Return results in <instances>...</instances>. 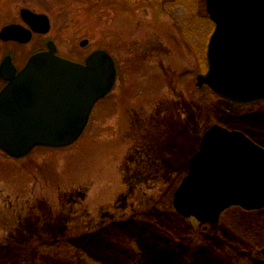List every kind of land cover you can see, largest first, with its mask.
<instances>
[{
	"label": "rangeland",
	"instance_id": "1",
	"mask_svg": "<svg viewBox=\"0 0 264 264\" xmlns=\"http://www.w3.org/2000/svg\"><path fill=\"white\" fill-rule=\"evenodd\" d=\"M178 1L21 0L50 19L59 57L102 50L117 78L74 145L0 151V264H264V209L200 225L172 207L211 126L264 148V104L202 105L213 25L205 0ZM28 51L8 47L18 68Z\"/></svg>",
	"mask_w": 264,
	"mask_h": 264
},
{
	"label": "water",
	"instance_id": "2",
	"mask_svg": "<svg viewBox=\"0 0 264 264\" xmlns=\"http://www.w3.org/2000/svg\"><path fill=\"white\" fill-rule=\"evenodd\" d=\"M205 8L214 29L206 47L207 70L196 86L236 106L264 103V0H205ZM21 15L34 32L47 33L45 16L26 10ZM39 19L45 31L33 27ZM17 30L10 26L1 35L18 41ZM55 52L49 43L47 52L31 57L18 73L10 59L3 63L7 84L0 92V151L11 159L36 148L76 143L94 106L114 87L115 64L106 52H93L84 64ZM172 206L178 216L200 225L217 224L232 208L264 209V149L241 132L211 126L188 161Z\"/></svg>",
	"mask_w": 264,
	"mask_h": 264
},
{
	"label": "flooded vegetation",
	"instance_id": "3",
	"mask_svg": "<svg viewBox=\"0 0 264 264\" xmlns=\"http://www.w3.org/2000/svg\"><path fill=\"white\" fill-rule=\"evenodd\" d=\"M24 10L35 15L46 16L45 14L35 13L30 7L23 5L21 0H0V91L6 86V82L1 74L2 66L6 59H10L12 66L18 72L31 57L46 52L48 50V43H52L55 46L54 41L50 38L52 31L50 19L46 16L48 19V31L46 34H43V32H34L31 28L32 26L21 15V12ZM31 23L39 31H45L46 29L42 19L35 20ZM10 26H16L18 28V41H6L1 35L2 31ZM26 39L29 40L24 43L23 41ZM9 45L28 47L29 51L26 54L24 52L21 54V62H23L21 68H18V60L8 53ZM0 249H4V247H0Z\"/></svg>",
	"mask_w": 264,
	"mask_h": 264
},
{
	"label": "trees",
	"instance_id": "4",
	"mask_svg": "<svg viewBox=\"0 0 264 264\" xmlns=\"http://www.w3.org/2000/svg\"><path fill=\"white\" fill-rule=\"evenodd\" d=\"M186 1H189V0H179L178 3L179 5H177V8L181 7V8H184V6H186ZM193 1V0H192ZM206 23H208V25L212 26L211 22L208 20V18H206L204 20ZM199 92L202 93V97H203V102L201 101L202 105L206 108V106L209 105V103L207 102L208 100H211L213 103H214V106H211L210 109H213L215 108V104L217 102H220V100L213 94L211 93V91L207 88H203V89H200ZM205 102V103H204Z\"/></svg>",
	"mask_w": 264,
	"mask_h": 264
},
{
	"label": "bare ground",
	"instance_id": "5",
	"mask_svg": "<svg viewBox=\"0 0 264 264\" xmlns=\"http://www.w3.org/2000/svg\"><path fill=\"white\" fill-rule=\"evenodd\" d=\"M228 211V210H227Z\"/></svg>",
	"mask_w": 264,
	"mask_h": 264
}]
</instances>
